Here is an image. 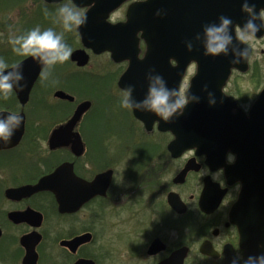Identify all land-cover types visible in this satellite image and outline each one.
Wrapping results in <instances>:
<instances>
[{
    "label": "flooded vegetation",
    "instance_id": "flooded-vegetation-1",
    "mask_svg": "<svg viewBox=\"0 0 264 264\" xmlns=\"http://www.w3.org/2000/svg\"><path fill=\"white\" fill-rule=\"evenodd\" d=\"M138 1L143 0L120 5L108 22L126 23L129 6ZM65 4L86 16L96 7L95 2L77 6L73 0H0V8H12L19 19L0 22V34L37 26L63 32L58 9ZM190 17L191 8H186L180 21ZM99 23L94 15L86 26ZM137 37L142 59L146 44L141 32ZM64 39L78 45L72 53L83 48L78 28L65 32ZM86 52L87 65L70 57L72 68L57 64L47 70V79L40 75L25 107L14 91L8 99L0 95V104L6 103L0 111L26 115L22 140L0 149V264H232L234 259L243 264L249 256L264 254V157H255L253 143H245L251 148L244 149L236 135H227L235 139L222 143L214 164L196 148L173 154L169 146L176 135L164 130V120L120 106L124 88L119 83L129 62H115L108 52ZM104 57L109 58L108 69L91 64ZM249 71L250 64L245 73L232 70L222 90L235 99L233 114L241 109L248 118L264 86L243 96L229 82L234 72ZM196 74L191 61L182 78L176 72L165 81L170 89L189 90ZM142 81L141 92L132 94L135 102L147 95L149 81ZM58 91L73 100L56 97ZM32 100L40 103L37 109L30 108ZM84 103L89 108L74 129L80 141L69 133L53 140L54 130ZM68 108L73 110L67 115ZM107 172L111 181L105 194H95L92 184ZM45 178L46 190L28 197L6 194Z\"/></svg>",
    "mask_w": 264,
    "mask_h": 264
},
{
    "label": "water",
    "instance_id": "water-1",
    "mask_svg": "<svg viewBox=\"0 0 264 264\" xmlns=\"http://www.w3.org/2000/svg\"><path fill=\"white\" fill-rule=\"evenodd\" d=\"M48 1L58 3L63 0ZM127 1L129 0H73L77 6L95 2L96 7L91 8L87 14L86 24L94 15L100 18V23L95 27H87L84 24L78 28L82 36L83 48L72 53L71 61L81 67L87 65L89 62L87 49H92L96 54L108 52L115 62L128 61L129 66L119 84L124 89L132 86V94L141 92L142 79L147 78L150 72L153 75L162 76L164 80L180 72V78H182L187 66L193 61L197 65V74L192 80L189 95L198 96L200 99L199 102L190 101L180 117L172 118L170 122L162 124L164 130L170 129L176 135L169 150L175 154L184 149L196 148L198 154L207 153L209 157L211 156L214 164L217 161L216 156L219 157V151L223 147L222 143L235 139L227 135L234 134L242 143V148L250 150L251 147L245 143L252 142L255 157H259V154L261 158L264 157V88L252 106L249 118L242 113L241 109H237V114H233V110L237 108L235 99L226 96L222 91L232 70L245 73L249 69V58L241 60L240 63H233V60L238 58L233 54V49L243 50L247 47L238 44L234 33V28L243 27L249 18L248 14L242 11L245 0H145L129 6L126 23L117 25L109 23L110 14ZM247 3L249 6L255 5L257 15L264 10V0H247ZM186 8H191V17L188 22L180 21V16L185 15ZM158 11L159 15H157ZM221 16L232 21L233 45L230 46L227 56L205 55L204 26L218 25ZM255 23L259 25L260 21L257 20ZM140 32L146 44V53L142 59L139 58V38L137 37ZM197 35L201 39H197ZM263 36L264 28H261L256 33V38ZM189 42L193 45L192 51H188L187 43ZM250 52L252 51L249 49ZM173 59L179 61L178 66H172ZM16 65L22 66L24 80L21 84L26 86L23 91L14 88V92L21 106L25 107L30 101L31 91L43 67L31 57L25 58ZM9 70L11 67L6 71ZM205 86H207L206 91ZM176 88H178V82ZM209 92L213 94V97H209ZM56 97L73 100L62 91H58ZM210 100H215V103L210 105ZM88 108L89 103L80 105L65 125L54 130L53 140H61L59 135L69 133L80 141L74 129ZM10 114L12 113L0 111V118H7ZM17 115L22 118L21 124L14 130L10 142L5 143L0 140V149L13 147L22 140L26 131V115L24 111ZM162 125H160L161 129H163ZM110 175L111 172L104 173L92 184L95 194H105L111 181ZM47 181L48 179L45 178L36 186L9 189L6 194L14 197H28L35 192L46 190Z\"/></svg>",
    "mask_w": 264,
    "mask_h": 264
},
{
    "label": "clouds",
    "instance_id": "clouds-1",
    "mask_svg": "<svg viewBox=\"0 0 264 264\" xmlns=\"http://www.w3.org/2000/svg\"><path fill=\"white\" fill-rule=\"evenodd\" d=\"M242 11L248 14V19L243 27L237 26L234 28L235 40L238 44L246 45L243 50L233 49V54L238 58L233 60V63H240L241 60H247L252 51L251 45L256 40V33L264 28V10L258 15L255 12V5L249 6L247 0L242 6ZM160 12H157L159 15ZM259 20L260 24L255 22ZM58 22L62 25L63 32L57 33L54 29L48 28L41 30L40 27H35L23 35H15L10 37L9 43L12 45V50L16 55L31 57L42 65L43 70L41 76L47 79V70L54 68L57 64L66 63L71 55L72 48L65 42L64 33L72 32L75 29L83 26L87 22V16L78 8L65 4L58 9ZM232 21L231 19L221 16L219 24H209L204 26L203 44L205 55L218 56L229 54V48L233 45V36L231 34ZM201 39L199 35L196 37ZM188 51H192V43H187ZM9 65L3 59H0V95L4 99H8L14 91V88L23 91L25 84H21L24 80L22 66L13 65L11 70ZM149 81L148 92L146 97L141 102H135L132 99V86H128L123 90L120 99V106L128 110H140L152 112L159 116L165 122H170L174 116L178 117L183 114L184 108L190 101L199 102V97L189 95L187 87L170 89L167 87L166 81L160 75H153L151 72L147 77ZM205 91L207 86H205ZM209 97H213L211 92ZM210 105L215 103V100L209 101ZM21 117L15 113L10 114L7 118H0V140L5 143L10 142L15 129H18L21 124ZM234 159V158H233ZM242 259L241 257H237ZM232 264H237L234 259ZM243 264H264V254L260 256H249L243 260Z\"/></svg>",
    "mask_w": 264,
    "mask_h": 264
},
{
    "label": "rangeland",
    "instance_id": "rangeland-1",
    "mask_svg": "<svg viewBox=\"0 0 264 264\" xmlns=\"http://www.w3.org/2000/svg\"><path fill=\"white\" fill-rule=\"evenodd\" d=\"M11 10H12V8H0V22L1 23L5 22V21H9V22H12V23H17L19 21V19L17 17V13L14 12V11H11ZM2 11H5V13L2 14ZM26 30H27V28H25L23 30H20L19 28H17L16 30L8 29L6 31V33H5L6 36L4 34H0V59H3L5 61V63L7 61H9L11 59V57H13L15 59L22 57V56L16 55L13 52L12 45L9 43V39H10V37L15 36V35L26 34L28 32ZM3 36H5L4 40H3ZM77 47H78L77 44H75L73 47H71L72 51H73V49H75ZM251 47H252V54H251V57H250V60H249L250 70L251 71H249L246 74H241L239 72H234L233 76H232V79L229 82V87L232 90L235 87L238 88L243 96H247L248 94H250V95L253 94L255 89H256V87H258V84L256 83V81L252 77L253 71H254V69H255V67L257 65L261 67L260 70H261V73L263 74V77H264V37L259 38V39L257 38L253 42ZM8 53L12 54V56L10 58H8ZM68 61H70V59ZM68 61L66 63H64V64H60L62 66L61 68H65V67L72 68V65ZM17 62L15 61L13 63H10V65L8 63L7 64L10 67L12 64H15ZM91 64H94V66L98 67L99 69L100 68L108 69L109 68V58L108 57H104V58L96 59V60L93 59ZM192 72L193 71L191 70L190 73H192ZM55 85L58 86V84H55ZM60 86H62V85H60ZM263 86H264V78H263V84L261 85V88L258 90V93L263 88ZM39 105H40V103H38L37 100H35V101L32 100L30 108H32V109L36 108L37 109V107ZM4 109H5V107H4ZM66 110H67L66 113L68 115V114H70L72 112L73 109L68 108ZM43 114L46 115L45 112H43ZM34 116H36V113H34L32 111V113H30V117L33 118Z\"/></svg>",
    "mask_w": 264,
    "mask_h": 264
},
{
    "label": "trees",
    "instance_id": "trees-1",
    "mask_svg": "<svg viewBox=\"0 0 264 264\" xmlns=\"http://www.w3.org/2000/svg\"><path fill=\"white\" fill-rule=\"evenodd\" d=\"M70 47H73V45L72 46H70ZM12 56V54H10V53H8V58H10ZM26 57H24V56H22V57H20V58H13V57H11V59L9 60V61H7L6 63H8L9 65H10V63H13V62H17V63H19L20 61H22L23 59H25ZM70 62V61H69ZM16 64V63H15ZM15 64H12L11 66H13V65H15ZM260 69H261V67L260 66H256L255 67V69H254V71H253V75H252V77H253V79H256L257 78V82H258V85H262L263 84V81H261L262 79H260L261 78V74H260ZM258 72H259V75H258ZM259 77V78H258ZM260 79V80H259ZM6 104V103H5ZM5 104H0V109H3L4 108V106H5ZM28 131H30L29 130V127H28Z\"/></svg>",
    "mask_w": 264,
    "mask_h": 264
},
{
    "label": "bare ground",
    "instance_id": "bare-ground-1",
    "mask_svg": "<svg viewBox=\"0 0 264 264\" xmlns=\"http://www.w3.org/2000/svg\"><path fill=\"white\" fill-rule=\"evenodd\" d=\"M65 40V42H66V39H64ZM69 46H74V43H72V42H70V43H68V42H66ZM69 62V61H68ZM70 63V62H69ZM71 64V63H70ZM58 68H60L61 69V65L59 64V66H57ZM56 68V67H55ZM66 69H70L69 67H65Z\"/></svg>",
    "mask_w": 264,
    "mask_h": 264
}]
</instances>
